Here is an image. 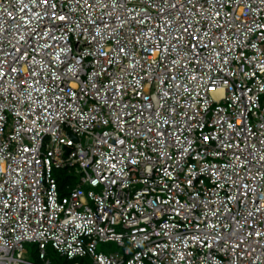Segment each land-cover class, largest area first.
Listing matches in <instances>:
<instances>
[{"label": "built area", "instance_id": "1", "mask_svg": "<svg viewBox=\"0 0 264 264\" xmlns=\"http://www.w3.org/2000/svg\"><path fill=\"white\" fill-rule=\"evenodd\" d=\"M30 242L264 264V0H0V264Z\"/></svg>", "mask_w": 264, "mask_h": 264}, {"label": "rangeland", "instance_id": "2", "mask_svg": "<svg viewBox=\"0 0 264 264\" xmlns=\"http://www.w3.org/2000/svg\"><path fill=\"white\" fill-rule=\"evenodd\" d=\"M77 182H79V177L76 178ZM76 182V183H77ZM75 183V184H76ZM87 189L86 187H84ZM62 194V193H61ZM99 251L104 253H110L115 251H123L122 247H119L117 243H101L99 244ZM25 250L28 254L29 260L33 263L37 264H45V260L40 258V249L37 243H26L25 244ZM46 259H49L52 264H73L74 262L69 261L66 257L62 256L60 253H58L54 247L51 245H48L46 249ZM78 262H82L81 260H78Z\"/></svg>", "mask_w": 264, "mask_h": 264}, {"label": "trees", "instance_id": "3", "mask_svg": "<svg viewBox=\"0 0 264 264\" xmlns=\"http://www.w3.org/2000/svg\"><path fill=\"white\" fill-rule=\"evenodd\" d=\"M55 177L57 178L59 190L62 195L67 193L68 187H73L77 182L76 176L68 169H59L54 172ZM81 260L83 264H89V259L87 257H78L72 262H78Z\"/></svg>", "mask_w": 264, "mask_h": 264}, {"label": "snow or ice", "instance_id": "4", "mask_svg": "<svg viewBox=\"0 0 264 264\" xmlns=\"http://www.w3.org/2000/svg\"><path fill=\"white\" fill-rule=\"evenodd\" d=\"M45 3H47V0H45ZM59 19H60V20H64V19H65V17H63V16H60V17H59Z\"/></svg>", "mask_w": 264, "mask_h": 264}]
</instances>
